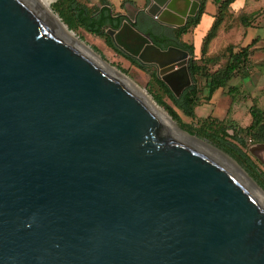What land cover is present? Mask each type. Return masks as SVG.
I'll list each match as a JSON object with an SVG mask.
<instances>
[{
	"label": "water",
	"instance_id": "1",
	"mask_svg": "<svg viewBox=\"0 0 264 264\" xmlns=\"http://www.w3.org/2000/svg\"><path fill=\"white\" fill-rule=\"evenodd\" d=\"M200 5L146 12L176 27ZM107 32L177 96L192 84L188 50L127 16ZM0 264H264V200L32 0H0Z\"/></svg>",
	"mask_w": 264,
	"mask_h": 264
},
{
	"label": "rangeland",
	"instance_id": "2",
	"mask_svg": "<svg viewBox=\"0 0 264 264\" xmlns=\"http://www.w3.org/2000/svg\"><path fill=\"white\" fill-rule=\"evenodd\" d=\"M56 1L57 0H51L50 5L54 12L60 17L59 13L53 8V4ZM81 1L89 2V0ZM209 8L210 15L203 18L198 27L191 28L186 37L189 39L190 43L194 45L195 58L198 59L201 64L200 58L202 57L203 39L213 25V16L215 12L219 11V7L215 3ZM224 13L226 16L222 26L217 36L209 44L206 54V57H218L219 60L206 62L205 67L209 73L217 71L225 64V54L230 45H235L239 48L238 46H246L251 43L253 39H256V43L252 48L250 61L245 69L248 75H236L226 87L217 90L211 98H207L209 95L207 77L204 75L197 76L201 100L196 107V119L186 116L181 109L175 106L165 89L153 79L150 71L140 68L126 57L117 53L103 37L90 33L83 28L71 30H73L98 57L112 68L128 76V79L146 93L168 117H172L173 120L171 121L177 126L188 131L158 100L171 106L179 114L181 121L191 125L193 128L199 127L200 122L208 117L217 121H222L227 133V135H225L226 139L242 145L236 137H240L243 133L242 129L247 128L251 124V106L257 102L264 110V0H236L224 11ZM242 13L250 15L246 20L247 23H244L241 19ZM60 19L63 21L61 17ZM63 23L66 24L64 21ZM192 57L193 55L190 53L189 64ZM154 69L157 70V67L154 66ZM159 78L162 79L160 76ZM191 134L224 151L211 140L196 133ZM253 144L254 142L249 139L247 144L242 146V149L247 151L255 163L264 171V164L250 151V147ZM224 152L240 164L233 156L226 151ZM240 165L246 170L242 164Z\"/></svg>",
	"mask_w": 264,
	"mask_h": 264
},
{
	"label": "trees",
	"instance_id": "3",
	"mask_svg": "<svg viewBox=\"0 0 264 264\" xmlns=\"http://www.w3.org/2000/svg\"><path fill=\"white\" fill-rule=\"evenodd\" d=\"M213 1L219 7V11L215 13L213 25L203 39L202 57L200 58L202 64L198 61V59L195 58L194 45L185 42L182 38L191 30V28H196L201 24L203 15L207 10L208 0H200L201 5L197 14L194 16H189L187 22L184 25L174 29L171 37L161 36V38H159L155 33L148 31L145 32L151 36L156 45L163 49H167L169 46L175 45L188 50L193 55L189 64L193 83L186 87L180 96H177L171 90L168 84L159 78L158 72L154 69V66L141 64L140 61L125 53L114 43L107 30L109 28H119L125 18L124 15L116 13L110 6L99 7L97 5H89L88 2L81 0H57L53 4V8L59 13L60 17L70 29L78 30L79 28H83L90 33L103 37L117 53L126 57L133 64L139 66L140 68L150 71L153 79L165 89L175 106L181 109L186 116L196 119V107L201 100L197 76L204 75L207 77V88L209 94L207 98H211L217 90L226 87L236 75H248V73L245 72V69L250 61L252 48L256 43V39H253L248 45H240L238 46L239 48H237L235 45H230L227 49V53L225 54V64L217 71L209 73L205 67V63L219 60L218 57H206L209 44L217 36V33L222 26L226 16L224 11L229 8L236 0ZM249 16L250 15L248 14L242 13L241 19L244 21V23H247L246 20ZM134 24L138 29L141 30L138 24ZM158 101L164 105L170 114L175 119L180 121L182 126L190 133H196L211 140L224 151L233 156L236 160H238V162L246 168L250 175L254 177V179L258 181V183L264 188V171L257 163H255L249 153L242 149V146L247 144L249 139L254 143L264 142V110L257 102L251 106V124L247 128L242 129L243 133L240 137H236L240 141V144H242L239 145L226 139L225 135H227V133L222 121H217L211 117H208L207 119H204L200 122L199 127L193 128L191 125L183 123L179 114L171 106L166 105L160 100Z\"/></svg>",
	"mask_w": 264,
	"mask_h": 264
},
{
	"label": "bare ground",
	"instance_id": "4",
	"mask_svg": "<svg viewBox=\"0 0 264 264\" xmlns=\"http://www.w3.org/2000/svg\"><path fill=\"white\" fill-rule=\"evenodd\" d=\"M37 7L44 13L48 18L51 19V21L58 27V29L61 31V33L65 34L72 40L78 42L81 46H83L85 49L89 50L92 54L97 56L95 52L73 31L71 30L66 24L63 23V21L60 19V17L54 12V10L51 8V0H32ZM98 57V56H97ZM108 65V64H107ZM110 66V65H108ZM111 67V66H110ZM112 68V67H111ZM130 80V79H129ZM130 82H132L130 80ZM132 84L137 88L139 91H141L143 94L148 96L146 93H144L136 84L132 82ZM150 99V97L148 96ZM151 100V99H150ZM152 103L158 108L162 116L164 117L165 123L167 128L170 131H174L176 133H179L183 138L190 140L193 143H196L197 145L201 146L202 148L208 150L209 152H212L214 155L224 159L230 166H232L233 169L246 181H248L249 185L253 186L257 192L259 193L260 197L264 200V190L261 189L253 179L250 178L246 170L238 164L232 157H230L228 154H226L221 149L217 148L216 146H212L211 144L203 141L199 137L196 136H190L186 134L184 131L180 130L179 126H177L175 123H173L171 120V116H167L162 109H160L156 103L151 100Z\"/></svg>",
	"mask_w": 264,
	"mask_h": 264
},
{
	"label": "crops",
	"instance_id": "5",
	"mask_svg": "<svg viewBox=\"0 0 264 264\" xmlns=\"http://www.w3.org/2000/svg\"><path fill=\"white\" fill-rule=\"evenodd\" d=\"M149 2L150 0H89L88 3L89 5H97L99 7L110 6L112 7L113 11L129 17L134 23L137 22L138 15H144V17H146V19L148 20V24L146 26L141 25L140 28L143 32L148 31V32L155 33L156 35H161L162 37H165V36L171 37L173 30L180 26L175 27V26L164 24V23H161L155 20L148 12H146ZM213 3H214L213 0H208L207 10H206V13L203 15V18L210 15L209 7L213 5ZM151 22H153V24L154 23L158 24V26L157 27L153 26ZM188 33H186L182 39L185 42L190 43L189 39L186 38Z\"/></svg>",
	"mask_w": 264,
	"mask_h": 264
},
{
	"label": "flooded vegetation",
	"instance_id": "6",
	"mask_svg": "<svg viewBox=\"0 0 264 264\" xmlns=\"http://www.w3.org/2000/svg\"><path fill=\"white\" fill-rule=\"evenodd\" d=\"M126 17V16H125ZM125 19V18H124ZM137 22H136V24H138V26L139 27H141V25H147L148 24V20L146 19V17H144V15H138V17H137ZM123 23V22H122ZM152 23V25L153 26H155V27H157L158 26V24H153V22H151ZM116 29H118V28H116ZM158 37L159 38H161V35H158Z\"/></svg>",
	"mask_w": 264,
	"mask_h": 264
}]
</instances>
